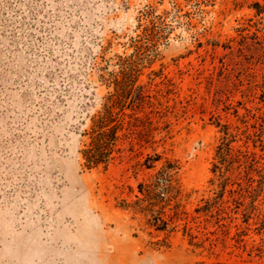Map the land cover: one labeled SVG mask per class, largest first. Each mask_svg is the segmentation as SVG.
Here are the masks:
<instances>
[{"label":"rangeland","instance_id":"1","mask_svg":"<svg viewBox=\"0 0 264 264\" xmlns=\"http://www.w3.org/2000/svg\"><path fill=\"white\" fill-rule=\"evenodd\" d=\"M257 1L0 0V264H264ZM137 42L163 127L145 151L181 165L172 231L132 205L155 171L136 150L107 169L80 152L101 75Z\"/></svg>","mask_w":264,"mask_h":264},{"label":"trees","instance_id":"2","mask_svg":"<svg viewBox=\"0 0 264 264\" xmlns=\"http://www.w3.org/2000/svg\"><path fill=\"white\" fill-rule=\"evenodd\" d=\"M254 7L258 14L264 13V3L257 1ZM151 23L155 25L154 20ZM134 46L131 54L118 55L116 69L101 75L110 90L103 97L102 107L92 115L89 127L81 132L86 139L80 152L86 166L107 169L121 159L126 150H136V156L140 157L136 166L155 171L139 181L132 205L145 213L157 230L172 231L177 218L186 212L182 209L185 194L180 177L181 165L163 152L145 151L149 146L154 148L158 141L156 133L163 127L156 123L157 114L161 111L154 100L156 95L151 92L149 83L141 79L148 62L143 55V44L137 42ZM219 149L220 156L224 158L226 150L233 148L224 140ZM238 151L243 152L241 149ZM245 155L250 157L248 151ZM248 160L255 163L254 157ZM215 166L218 167L217 164ZM125 202L129 204V201Z\"/></svg>","mask_w":264,"mask_h":264}]
</instances>
